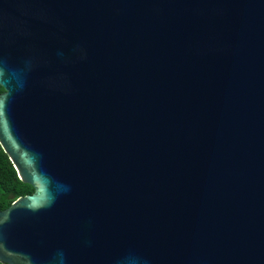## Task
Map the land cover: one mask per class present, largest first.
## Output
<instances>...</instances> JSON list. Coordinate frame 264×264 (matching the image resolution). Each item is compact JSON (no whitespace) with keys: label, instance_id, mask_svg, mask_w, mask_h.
<instances>
[{"label":"water","instance_id":"water-1","mask_svg":"<svg viewBox=\"0 0 264 264\" xmlns=\"http://www.w3.org/2000/svg\"><path fill=\"white\" fill-rule=\"evenodd\" d=\"M0 85L1 262L264 264V0H0Z\"/></svg>","mask_w":264,"mask_h":264},{"label":"trees","instance_id":"trees-1","mask_svg":"<svg viewBox=\"0 0 264 264\" xmlns=\"http://www.w3.org/2000/svg\"><path fill=\"white\" fill-rule=\"evenodd\" d=\"M4 88L0 85V92ZM35 188L22 181L10 160L8 154L0 144V209H6L17 198L33 193ZM0 264H6L0 261Z\"/></svg>","mask_w":264,"mask_h":264}]
</instances>
